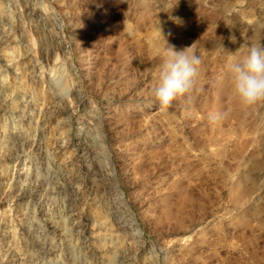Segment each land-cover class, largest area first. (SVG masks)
<instances>
[{
    "label": "rangeland",
    "instance_id": "1",
    "mask_svg": "<svg viewBox=\"0 0 264 264\" xmlns=\"http://www.w3.org/2000/svg\"><path fill=\"white\" fill-rule=\"evenodd\" d=\"M167 45L202 64L164 109ZM252 46L264 0H0V264H264Z\"/></svg>",
    "mask_w": 264,
    "mask_h": 264
},
{
    "label": "clouds",
    "instance_id": "2",
    "mask_svg": "<svg viewBox=\"0 0 264 264\" xmlns=\"http://www.w3.org/2000/svg\"><path fill=\"white\" fill-rule=\"evenodd\" d=\"M201 58L193 50V45L182 51L167 45L159 83L154 88V98L161 108L167 109L174 100L190 95L195 89L200 75ZM234 94L245 108L264 104V46H252L248 54L229 66ZM224 114L210 115L211 123L222 120Z\"/></svg>",
    "mask_w": 264,
    "mask_h": 264
},
{
    "label": "bare ground",
    "instance_id": "3",
    "mask_svg": "<svg viewBox=\"0 0 264 264\" xmlns=\"http://www.w3.org/2000/svg\"><path fill=\"white\" fill-rule=\"evenodd\" d=\"M78 133H80V132H78Z\"/></svg>",
    "mask_w": 264,
    "mask_h": 264
}]
</instances>
